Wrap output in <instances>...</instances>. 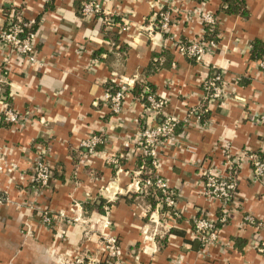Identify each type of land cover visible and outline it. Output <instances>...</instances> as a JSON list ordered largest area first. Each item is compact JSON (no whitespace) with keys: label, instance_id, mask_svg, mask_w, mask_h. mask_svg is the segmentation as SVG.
Returning a JSON list of instances; mask_svg holds the SVG:
<instances>
[{"label":"crops","instance_id":"0c3cea01","mask_svg":"<svg viewBox=\"0 0 264 264\" xmlns=\"http://www.w3.org/2000/svg\"><path fill=\"white\" fill-rule=\"evenodd\" d=\"M82 0H0V29L13 12L35 23L38 62H22L0 43V114L17 111L20 122L0 120V264H70L80 253L98 254L104 221L116 236L120 264H264V178H256L243 153L264 158V0H245L248 15L228 14L222 0H170V32L181 40L204 34L197 10L218 17V40L199 60L178 53L156 31L161 0H97L112 24L79 14ZM223 73L225 96L203 99L201 83ZM134 79L165 98L163 113L177 118L176 139L159 152V174L175 191L179 217L152 238L160 204L151 207L137 190L134 138L147 120L145 103L130 91L119 114L103 94ZM134 86V85H133ZM204 106L198 121L194 111ZM194 109V110H193ZM103 137L92 155L79 143ZM127 143V145H125ZM51 167L44 189L33 190V162ZM117 157L116 163L106 158ZM231 162L237 187L215 242L200 245L192 219L216 218L221 203L201 195V167ZM136 179V178H135ZM32 205L33 208L30 206ZM78 217L45 225L39 209ZM251 214L262 224L245 223ZM160 217V218H159ZM104 264V262H101Z\"/></svg>","mask_w":264,"mask_h":264},{"label":"built area","instance_id":"2783aa9c","mask_svg":"<svg viewBox=\"0 0 264 264\" xmlns=\"http://www.w3.org/2000/svg\"><path fill=\"white\" fill-rule=\"evenodd\" d=\"M50 1V0H46ZM162 5L155 12L156 31L161 33L163 37L169 41L178 53L186 57L199 60L206 48L216 46V40H204L203 35L191 40H181L170 28L173 23V10L170 0H161ZM184 1V0H183ZM79 14L84 18L95 17L102 14V9L97 0H82L79 6ZM196 14L200 17L203 28L208 25L210 28H218V17L207 10L199 9ZM33 20H25L20 12L13 11L7 19L3 28L0 29V43L13 50L22 62L35 64L38 62L35 48V31H27L26 29L34 25ZM166 33V34H165ZM258 67L264 69V58L257 61ZM134 85V79L118 81L116 86L109 85L103 94V100L109 106L112 114H119L125 98L129 96ZM147 91L148 88H145ZM203 99L219 100L225 96V86L223 82V73L220 71H212L211 74L203 78L201 83ZM145 107L148 112L147 120L141 127L134 138L135 151L140 158L137 171L134 174V183L137 190L141 191L146 187L154 188L158 193V204H160L161 218H157V225L152 231V238L160 233V228L165 231L172 228L179 217L176 210L175 191L169 186L167 181L159 174V152L160 149L171 145L176 139V126L179 123L177 118L172 115L164 114L166 100L156 95L154 92H148L145 100ZM194 110V109H193ZM194 112L197 122L203 121L199 108ZM0 120L11 124H17L21 118L17 111L5 107L0 114ZM258 120L264 123V116L259 115ZM205 124V121L202 122ZM103 142V137L98 133H89L87 137L79 143L82 153L92 155L99 144ZM127 145V143H125ZM109 163H116L117 157L109 156L106 158ZM148 161V163H146ZM242 163H247L252 174L256 178H264V158L254 152L243 153ZM51 167L45 161L42 155H38L33 162V171L30 187L33 190L44 189L47 187L51 178ZM146 174L145 178H140L141 174ZM200 176L202 179L201 195L206 198L218 199L221 203V213L216 218H211L202 214L196 215L192 219V228L200 245L203 247L213 243L218 238V223L226 221L228 216L227 205L231 202L237 187V180L231 172L230 160H225L223 168L213 166L201 167ZM136 178V179H135ZM1 202V199H0ZM31 208L32 205L30 206ZM39 216L41 221L50 226L54 220L59 222L70 223L78 217H69L64 212L52 214L45 208H40ZM245 223L254 225L256 228L261 226V222L257 221L251 214L243 216ZM109 221H104L100 233V251L98 254L80 253L70 264H120L118 258L120 256V246L116 236L106 231L109 228ZM257 250L264 252V240L257 243Z\"/></svg>","mask_w":264,"mask_h":264},{"label":"trees","instance_id":"16d2710c","mask_svg":"<svg viewBox=\"0 0 264 264\" xmlns=\"http://www.w3.org/2000/svg\"><path fill=\"white\" fill-rule=\"evenodd\" d=\"M221 10H223L224 12L228 13V14H239L240 16L246 17L248 15L247 12V8H246V3L245 0H222V5L220 7ZM98 20H100V22H102L105 25H109L112 24V20L110 21L109 18L104 15V14H99L98 15ZM155 23L156 20H155ZM34 27L30 26L28 27L26 30L27 31H34ZM166 34V33H165ZM203 39L204 40H218V34H217V30L216 28H210L208 25L204 26V34H203ZM256 47H257V43L255 41V43L252 44V48H251V54L254 57H261L259 59L264 58V56H260V54L256 53ZM193 59V58H192ZM211 74V73H210ZM145 88H148L149 90L147 91ZM153 92L151 90V88L149 87V85L146 83H139L138 81L135 82L133 88L131 89V92L134 93L135 96H138L142 99L143 102H145L146 100V95L148 94V92ZM204 100H207L204 98ZM200 111H202L201 116L204 114L205 109L204 106H200L199 107ZM262 157V156H261ZM139 162H140V158H139ZM146 163H148V161H146ZM146 174H141L140 178H145ZM144 197L147 199V201L149 202L150 206L153 207L156 205V203H158V192L152 188V187H146L145 189H142L140 191ZM218 226H220V224L218 223Z\"/></svg>","mask_w":264,"mask_h":264}]
</instances>
